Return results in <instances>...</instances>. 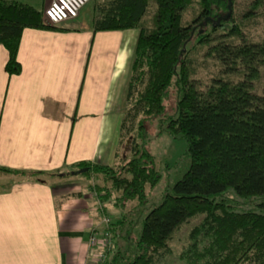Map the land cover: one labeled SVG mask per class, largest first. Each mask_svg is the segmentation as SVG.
<instances>
[{"label":"trees","instance_id":"obj_1","mask_svg":"<svg viewBox=\"0 0 264 264\" xmlns=\"http://www.w3.org/2000/svg\"><path fill=\"white\" fill-rule=\"evenodd\" d=\"M88 5L94 32L138 30L119 103L120 145L128 137L130 154L114 166L79 162L70 169L89 181L101 175L100 201L114 198L119 208L120 217L110 226L113 247L103 264H158L172 252L174 234L198 215L204 217L190 230L180 259L264 264V90L255 87L264 77V36L254 40L247 32L264 16V0H92ZM189 11L192 18L186 20ZM26 28L64 30L45 22L43 8L0 0V45L9 51L10 76L22 71L18 52ZM201 55L217 59L222 75L208 83L198 78ZM172 95L176 112L161 119V129L186 139L191 165L142 217L149 189L161 177L148 147V126L165 112ZM132 201L133 210H126ZM134 211L142 223L128 227Z\"/></svg>","mask_w":264,"mask_h":264},{"label":"crops","instance_id":"obj_2","mask_svg":"<svg viewBox=\"0 0 264 264\" xmlns=\"http://www.w3.org/2000/svg\"><path fill=\"white\" fill-rule=\"evenodd\" d=\"M93 16L88 5L56 25L64 30L26 28L20 74H8L0 45V166L15 171L0 170V264H95L101 250L88 243L103 227L99 199L65 171L127 156L119 154V103L138 30L94 32Z\"/></svg>","mask_w":264,"mask_h":264},{"label":"rangeland","instance_id":"obj_3","mask_svg":"<svg viewBox=\"0 0 264 264\" xmlns=\"http://www.w3.org/2000/svg\"><path fill=\"white\" fill-rule=\"evenodd\" d=\"M92 2V1H91ZM90 2V3H91ZM95 2V1H94ZM89 3V4H90ZM154 5V3H153ZM88 6V5H87ZM193 11H189L186 13L185 19L189 20L192 18ZM249 37L254 40H259L264 36V16L258 17L253 25L247 30ZM205 60V61H204ZM200 62L203 61L201 68L199 69L197 77L202 79L204 83H208L211 78L215 75H222V68L217 59L213 57L205 58L201 55ZM236 78H238L236 76ZM255 87L259 92H263L264 90V77L256 82ZM166 110L165 112L158 116L149 126V141L148 147L153 155H155L157 160V167L160 172V180L158 183L149 189L148 201L144 206V217L154 206L158 205L162 201V197L166 190H171L174 184L182 178L184 173L189 169L191 165V157L188 153V144L184 137H174L165 130L161 129L162 120L164 118L169 117L170 115H174L176 112V96L172 95L166 101ZM129 138L125 139L124 143L121 145V156L125 154L128 156L130 154V140ZM66 174H72L70 170L65 171ZM3 174H0V179L2 180ZM95 177V176H94ZM93 177L92 181H89L85 177H81L85 183H87L90 187V193L97 197L100 201V195L97 191L96 183H103L102 176ZM6 178V177H5ZM9 178V177H7ZM68 182L67 178H64L61 183ZM94 187V189H93ZM98 202V201H97ZM103 206H106L107 215L113 217V221L116 220V216H118L119 208L114 205V198L109 200L108 202L100 201ZM136 202L132 201L126 205V210H133ZM105 211V210H104ZM138 211H134L129 216V222L126 226L130 227L131 224L135 221L142 223V217L138 218ZM204 215H198L191 218L187 223H185L175 234L173 239L170 241V246L172 248V252L170 255L166 257H162L159 260L158 264H187L184 260L180 259V252L184 249V247L188 243V235L190 230L199 224ZM139 219V220H138ZM11 247L15 244L10 242ZM12 252L15 253L17 249L11 248Z\"/></svg>","mask_w":264,"mask_h":264},{"label":"built area","instance_id":"obj_4","mask_svg":"<svg viewBox=\"0 0 264 264\" xmlns=\"http://www.w3.org/2000/svg\"><path fill=\"white\" fill-rule=\"evenodd\" d=\"M91 1L50 0L49 5L44 9V20L48 24L58 25L64 21L75 19ZM97 209L100 211L103 227L93 229L88 243L91 248L99 247L101 249L96 256L95 264H103L107 253L113 247V233L110 229L113 217L104 213L103 205L99 201Z\"/></svg>","mask_w":264,"mask_h":264}]
</instances>
